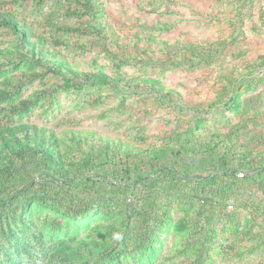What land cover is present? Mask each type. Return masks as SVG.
Here are the masks:
<instances>
[{
  "label": "trees",
  "instance_id": "1",
  "mask_svg": "<svg viewBox=\"0 0 264 264\" xmlns=\"http://www.w3.org/2000/svg\"><path fill=\"white\" fill-rule=\"evenodd\" d=\"M254 2L232 0L228 37L175 45L153 33L170 24L120 36L104 0H0V34L9 36L0 45V264H264V77L255 74L264 55L232 63L208 102H186L148 71L244 57ZM30 3L36 19L25 14ZM49 4L59 6L44 12ZM90 46L110 62L83 58ZM72 94L92 107L115 96L121 110L148 96L183 115L151 142L143 130L122 137L32 120L39 109L55 116ZM222 116L226 129L203 132Z\"/></svg>",
  "mask_w": 264,
  "mask_h": 264
},
{
  "label": "rangeland",
  "instance_id": "2",
  "mask_svg": "<svg viewBox=\"0 0 264 264\" xmlns=\"http://www.w3.org/2000/svg\"><path fill=\"white\" fill-rule=\"evenodd\" d=\"M104 2L107 10L106 22L113 26V29L120 36L132 38L138 32L146 35L150 33L148 28L163 27L165 24H170L172 25L170 32L164 33L153 30V33L158 40H170L175 45L177 41L182 43L188 41L207 42L228 37L231 32L229 19H233L235 15L232 0H168L166 2H154V0H104ZM58 6L49 4L44 12ZM27 9L29 12L26 11L27 13H25L20 8V12L27 14L31 19H34V16L39 17V15L32 13V10H35L32 3ZM260 9L264 10V0H255L251 9L252 17L245 18L242 29L245 30L247 40L246 42L241 41L242 44H240V47L246 52L244 57L237 60L229 57L227 61H219L213 66H205L190 72L179 68L160 70L159 68L150 67L149 74L152 76L159 74L160 79L168 87L178 91L186 102L194 99L205 102L212 100L220 86V83H217V77L222 72H228L232 69V63L245 66L248 63H254L259 56L264 55V25L259 20ZM59 18L62 20V16ZM5 40H9V36L5 33L0 34V45ZM152 48L154 55L159 57L164 55L162 48L157 45H153ZM91 49L93 48L91 47ZM97 50L93 49L85 53L83 58L99 57L98 59L102 63L110 62L109 58L105 56V52H102L101 47H97ZM67 54L70 56L76 55L75 51H67ZM126 69L129 72H138V69L132 65L127 66ZM255 74L264 77V68L257 69ZM236 75H240L239 71L236 72ZM38 87H40L39 82H35L25 93V96ZM259 90H264V86H260ZM256 93L251 91L248 95H256ZM86 100L87 95L80 97L76 94L63 95L61 98L62 107L55 112V116L51 114L48 116L41 115L43 110L39 109L36 117L32 120H36L38 123L47 122L49 125L56 126L60 124L59 121L69 119L71 122L62 124L58 128L61 129L70 125L77 128L90 127L122 137L135 133L137 130H143L148 136V141L151 142L156 141L160 135L165 134L167 131L174 129L180 122L179 119H182L181 115H183V112L178 113L168 105H157L155 100L148 96L146 99L139 96L129 97L127 108L122 110L117 108L119 98L115 96L106 98L103 103L98 104L96 107L84 106L82 102ZM102 113H105L107 118L102 119ZM219 119H221L222 124L215 118L211 119L203 132L211 134L217 127L226 129L225 118L222 116ZM135 126L139 128H135ZM174 239L175 236L169 234L166 247L171 246ZM166 251L167 248L164 252ZM218 264H235V262L228 260L220 261ZM240 264H243V262H240Z\"/></svg>",
  "mask_w": 264,
  "mask_h": 264
},
{
  "label": "built area",
  "instance_id": "3",
  "mask_svg": "<svg viewBox=\"0 0 264 264\" xmlns=\"http://www.w3.org/2000/svg\"><path fill=\"white\" fill-rule=\"evenodd\" d=\"M239 175H240V176H243V173H242V172H240V173H239Z\"/></svg>",
  "mask_w": 264,
  "mask_h": 264
}]
</instances>
